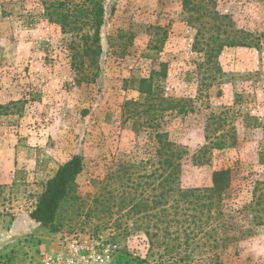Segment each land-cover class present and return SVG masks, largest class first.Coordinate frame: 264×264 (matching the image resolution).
Instances as JSON below:
<instances>
[{"label": "rangeland", "instance_id": "1", "mask_svg": "<svg viewBox=\"0 0 264 264\" xmlns=\"http://www.w3.org/2000/svg\"><path fill=\"white\" fill-rule=\"evenodd\" d=\"M3 152L0 264H38L72 232L116 244L117 264H264V0H0ZM73 154L61 228L2 236Z\"/></svg>", "mask_w": 264, "mask_h": 264}, {"label": "trees", "instance_id": "2", "mask_svg": "<svg viewBox=\"0 0 264 264\" xmlns=\"http://www.w3.org/2000/svg\"><path fill=\"white\" fill-rule=\"evenodd\" d=\"M103 20V6L102 4H96L94 9L93 24L95 25V32L93 35V43L96 45L95 51L100 47L99 41V29ZM228 45H235L234 41H227ZM237 43V42H236ZM242 43L238 42V45ZM226 43H220L217 47L210 49L211 57L214 53L219 52ZM142 81H146L142 79ZM143 92L150 93L151 89H143ZM214 147L221 148L222 143L216 141ZM177 158H175L176 160ZM174 171L173 174L176 177L178 169V163H171ZM83 161L80 155L73 154L68 159L60 163L55 173L46 180L43 190L38 195L34 208L29 212V217L35 223L47 227L50 231L56 232L61 228V222L58 220V210L61 202L73 191L75 187V181L78 175L82 172ZM175 180V178L173 179ZM230 170L216 169L211 174L212 186L210 189L202 190V206L210 209L216 201L221 197V193L224 192L230 185ZM175 182V181H173ZM192 192V191H191ZM119 260V257L117 258Z\"/></svg>", "mask_w": 264, "mask_h": 264}, {"label": "built area", "instance_id": "3", "mask_svg": "<svg viewBox=\"0 0 264 264\" xmlns=\"http://www.w3.org/2000/svg\"><path fill=\"white\" fill-rule=\"evenodd\" d=\"M118 246L101 235L81 232L60 233L55 248L40 250L38 264H117Z\"/></svg>", "mask_w": 264, "mask_h": 264}, {"label": "crops", "instance_id": "4", "mask_svg": "<svg viewBox=\"0 0 264 264\" xmlns=\"http://www.w3.org/2000/svg\"><path fill=\"white\" fill-rule=\"evenodd\" d=\"M11 154L12 156L9 155V152L8 153L3 152L0 157V185L8 184L12 181V177L14 175V167H13L14 159H13V153ZM15 209L17 212L15 218L12 221V224L10 225V234L4 233V235H2L5 238L7 237L13 238L12 240H17L21 237L23 231L26 230L25 224H28L29 222H34L29 217V212L31 210L26 211L24 209H21L19 211L17 207L14 208V210Z\"/></svg>", "mask_w": 264, "mask_h": 264}]
</instances>
